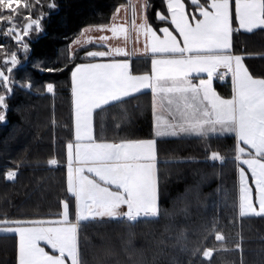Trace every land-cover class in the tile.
I'll use <instances>...</instances> for the list:
<instances>
[{"label": "snow or ice", "instance_id": "6c2138e0", "mask_svg": "<svg viewBox=\"0 0 264 264\" xmlns=\"http://www.w3.org/2000/svg\"><path fill=\"white\" fill-rule=\"evenodd\" d=\"M186 4L187 0H161L154 13L160 23L154 26L148 14L150 0H127L114 8L109 23L84 28L69 45L70 61L79 49L84 53V62L68 69L72 138L64 147L66 191L74 205L61 199L62 210L54 218L0 216V234L16 237L15 264H88L83 229L115 222L131 230L139 222L158 218L157 138L161 137H195L204 144L207 160L221 166L232 163L237 174L236 216L241 221L264 218V77L249 70L245 56L236 54L233 44L236 32L264 30V0H190L187 7L192 11ZM56 7L54 0L47 4L49 10ZM43 8L42 0H0V35L18 45L16 51H4L0 45V122L6 120L7 97L17 86L13 73L20 64L18 51L27 57L30 47L25 38L42 31ZM141 37L143 45L137 47ZM137 55L150 57V70L133 71L130 57ZM227 77L231 93L224 97L213 81ZM19 87L31 90L32 84L19 82ZM44 87L55 95L52 83ZM144 90L151 92L152 138L108 139L104 114L122 110ZM124 119L126 113L114 128L120 129ZM52 126H56L54 118ZM225 135L234 138L228 159L211 145L212 138ZM14 163L3 173L6 181L18 178L21 162ZM46 164L56 168L61 161L53 155ZM189 207L186 203L170 215L187 216ZM218 224L213 216L196 230L195 239L181 230L173 247L189 257L188 264H211L214 252L229 251V238ZM237 235L233 242L243 264V237ZM101 247L102 257L93 259L104 264L116 251L113 246ZM137 264H143V257ZM172 264H177L175 258Z\"/></svg>", "mask_w": 264, "mask_h": 264}, {"label": "trees", "instance_id": "16d2710c", "mask_svg": "<svg viewBox=\"0 0 264 264\" xmlns=\"http://www.w3.org/2000/svg\"><path fill=\"white\" fill-rule=\"evenodd\" d=\"M50 0H42L46 13L42 31L32 32L25 41L30 51L25 57L18 51L20 64L14 70L17 82L15 91L7 97L6 120L0 122V216L54 218L62 210L61 199L73 198L66 191L67 168L65 144L72 138L71 76L68 71L74 63L83 61V50L74 60L68 59V48L79 33L90 25L110 22L115 7L127 0H54L57 7L49 10ZM190 4V0H187ZM186 4V7H187ZM161 0H150L148 14L155 26L154 17L160 10ZM188 11H192L187 7ZM36 14L37 9H34ZM234 51L245 56L249 70L264 77V30L233 34ZM4 51H16L18 45L0 35ZM0 58V64H2ZM59 68L47 72L42 68ZM136 73L150 70V57L132 59ZM19 82L31 83L32 88L19 87ZM55 86V95L47 93L45 85ZM217 92L229 97L231 80H216ZM151 92L145 91L122 106L104 114L105 135L108 139L152 138ZM126 113L120 129L114 125ZM56 126L53 128L52 119ZM99 123V120H98ZM99 131V128H98ZM119 131V136L116 132ZM158 168L160 176L161 214L152 222H139L129 230L125 225L110 223L91 225L82 230L87 237L88 264H99L93 257H102L101 246H113L116 255L104 264H188L189 257L173 247L175 236L186 230L190 239L199 227L211 220H219L218 228L228 237L229 251H217L211 264H241V253L234 240L243 237V264H264V218H245L235 214L237 174L232 163L221 166L206 159L204 144L197 138H157ZM212 148L226 159L232 155L234 138H212ZM55 155L61 165L47 166L46 161ZM21 162L16 181H6L3 173ZM189 204V213L170 215L174 209ZM131 231L133 235L129 237ZM130 241V244L128 243ZM128 247L129 251H124ZM16 237L0 234V264H15ZM135 250L134 252L132 250ZM161 249L162 254L160 253ZM131 255V259L129 256ZM155 257V259H153Z\"/></svg>", "mask_w": 264, "mask_h": 264}, {"label": "crops", "instance_id": "0c3cea01", "mask_svg": "<svg viewBox=\"0 0 264 264\" xmlns=\"http://www.w3.org/2000/svg\"><path fill=\"white\" fill-rule=\"evenodd\" d=\"M93 35H96L95 33L93 34ZM109 35H110V33H109ZM142 45H143V37H141L140 38V44L139 45H137V47H142ZM88 47L89 48H93L94 47V45H88ZM128 48H129V51H131V49H132V43L130 42L129 43V45H128ZM82 49H79L78 51H81ZM77 51V52H78ZM140 57H144V56H132V57H130V59H131V61H132V59H134V58H140ZM202 75V74H201ZM216 80H218V79H216ZM216 80H214L213 81V86H214V84H215V81ZM145 91H150V90H144L143 92H145ZM217 91V90H216ZM140 94H142V93H140ZM138 95V94H137ZM225 136H228V135H225ZM221 137H224V136H221ZM161 138H166V137H161ZM169 138H176V137H169ZM214 138H217V137H214ZM219 138V137H218ZM159 162V161H158ZM250 175V174H249ZM253 188H254V185H253ZM42 246H44L43 244H42ZM45 247V249L47 250V251H50V249H48L47 248V246H44Z\"/></svg>", "mask_w": 264, "mask_h": 264}, {"label": "built area", "instance_id": "2783aa9c", "mask_svg": "<svg viewBox=\"0 0 264 264\" xmlns=\"http://www.w3.org/2000/svg\"><path fill=\"white\" fill-rule=\"evenodd\" d=\"M228 79H230V77L225 78V80H228Z\"/></svg>", "mask_w": 264, "mask_h": 264}, {"label": "rangeland", "instance_id": "374dc122", "mask_svg": "<svg viewBox=\"0 0 264 264\" xmlns=\"http://www.w3.org/2000/svg\"><path fill=\"white\" fill-rule=\"evenodd\" d=\"M202 75H204V74H202ZM44 246H46V245H44ZM51 251V250H50Z\"/></svg>", "mask_w": 264, "mask_h": 264}]
</instances>
